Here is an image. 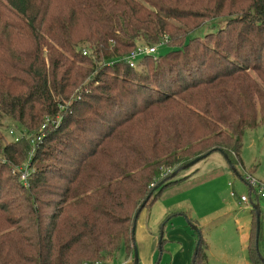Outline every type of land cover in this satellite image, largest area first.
<instances>
[{
  "label": "trees",
  "instance_id": "trees-1",
  "mask_svg": "<svg viewBox=\"0 0 264 264\" xmlns=\"http://www.w3.org/2000/svg\"><path fill=\"white\" fill-rule=\"evenodd\" d=\"M163 37L169 50L144 68L122 60ZM10 123L24 133L0 130V264L131 257L139 211L193 171L172 170L219 151L239 176L242 135L264 124V0H0V127ZM27 159L24 186L9 167ZM250 212L247 257L264 264ZM261 219L259 208L257 240ZM192 231L193 264H206Z\"/></svg>",
  "mask_w": 264,
  "mask_h": 264
},
{
  "label": "crops",
  "instance_id": "crops-1",
  "mask_svg": "<svg viewBox=\"0 0 264 264\" xmlns=\"http://www.w3.org/2000/svg\"><path fill=\"white\" fill-rule=\"evenodd\" d=\"M196 171L197 168H194L183 180L166 186L157 199L139 211L133 234L138 264H190L195 236L189 224L199 228L206 243V264H251L246 252L251 226V206L249 202L240 200L241 195L251 198L249 187L240 174L238 178L245 185V192L238 193L235 185L227 182L229 191H233V195H230V192L229 195L237 199L236 207H240L241 212L247 210L250 214L248 225L239 229L240 222L237 216L228 219V216L232 215L230 199L219 200L208 186L204 188H198L195 184L181 186L189 183ZM194 190L207 191L205 193L198 191L193 196ZM219 207L222 211L216 212ZM261 211L260 231L264 228V209ZM166 216L168 219L164 221ZM160 229L162 242L160 240L158 244ZM158 246L161 248V255L157 256L159 258L155 262ZM118 256L120 259H117ZM100 264L133 262L132 257H126L123 252H119L113 259Z\"/></svg>",
  "mask_w": 264,
  "mask_h": 264
},
{
  "label": "rangeland",
  "instance_id": "rangeland-1",
  "mask_svg": "<svg viewBox=\"0 0 264 264\" xmlns=\"http://www.w3.org/2000/svg\"><path fill=\"white\" fill-rule=\"evenodd\" d=\"M173 23L176 26H179V23H177L176 21H173ZM222 23L223 20L220 17L205 22L203 25L190 32L189 37L191 36L202 37L203 34L210 31H214L219 26V24L221 25ZM165 40L166 37H163L159 40L160 43H156L155 45H152L155 46L154 56L162 55L167 50H169V47L164 45ZM140 59L136 60L137 63L133 68L134 70L138 71L144 68V64L139 61ZM0 130L2 132V139L5 141L12 138L16 139L17 131H19L20 128L14 127L13 124L10 123L9 126L6 128L0 127ZM21 133H24L23 130H20V134ZM31 152L32 150H29L28 158L30 157V154H32ZM238 156L242 164L237 167L238 174H240L242 177L245 175H251L255 179L264 182V124H260L253 129H247L244 131L241 138V147ZM23 163L24 162L16 165H22ZM12 166L14 165H10L9 171L11 170L10 168ZM190 168H191L190 170L197 168L196 171L197 173L193 175V178L190 179L189 183L181 186L186 187L192 184H195L196 186H198V188H204L208 186L210 187L211 192L214 193V196H216L219 200L224 201L226 198L230 199L231 200L230 207H232V212H231L232 215L228 216V219L231 218L233 219L235 216H237L240 222V225H238L239 229H241V227L245 228L248 225L250 214L248 213L247 210L241 212L242 210H240V207L239 208L236 207L237 199L229 195L230 191H229V186L227 187V182H232L235 185L238 193L245 192V185L240 182L238 175L233 173V171L230 169L223 156L219 152L213 151L210 154H208V156L203 157L195 164L190 166ZM198 191L205 193L207 190H194L192 195L195 196ZM214 196L212 195V198H214ZM214 201L215 199H213V202ZM257 202L259 208L263 210L264 209L263 200L258 199ZM218 211H222L221 207H219V209L216 212ZM236 211H237V215H236ZM256 248L259 256L264 261V228H262V230L259 232ZM119 256L117 257V259H120ZM156 258L157 257L155 256L154 258L155 262H157L159 257L157 259Z\"/></svg>",
  "mask_w": 264,
  "mask_h": 264
},
{
  "label": "built area",
  "instance_id": "built-area-1",
  "mask_svg": "<svg viewBox=\"0 0 264 264\" xmlns=\"http://www.w3.org/2000/svg\"><path fill=\"white\" fill-rule=\"evenodd\" d=\"M155 53V46H146L137 44L132 50H130L126 55H124L123 59L125 64L129 67L134 68L138 59L145 55H152ZM84 54V51H83ZM31 155V154H30ZM28 159L22 165H14L10 169L11 173L17 175V179L24 186L27 185V175L29 172V163ZM243 181L249 187V193L251 194V198L246 195H241L240 200L245 203H250L251 201H255L254 199H262L264 202V182H261L251 175H245L242 177ZM152 185V184H151ZM230 195H233V191L230 192ZM100 261H95L92 264H100Z\"/></svg>",
  "mask_w": 264,
  "mask_h": 264
},
{
  "label": "water",
  "instance_id": "water-1",
  "mask_svg": "<svg viewBox=\"0 0 264 264\" xmlns=\"http://www.w3.org/2000/svg\"><path fill=\"white\" fill-rule=\"evenodd\" d=\"M219 152V151H218ZM209 152L205 153V154H201L199 156H196L194 157L193 159H191L190 161H188L187 163L179 166L177 169H174L172 170L168 175H167V178H171L173 177L177 172L178 170L180 169H183V168H186V167H190L192 166L193 164H195L197 161H199L200 159H202L203 157H205ZM221 153V152H219ZM221 155L223 156V158L225 159V155L221 153ZM226 160V159H225ZM226 162H228L226 160ZM231 170L233 171V169L231 168ZM162 181H159L158 182V185L161 184ZM250 206L251 208L254 209V213H255V241L257 242V236H258V231H259V206H258V202L257 201H251L250 202ZM190 227L193 229V230H196V227L194 225H191L189 224ZM161 229L159 231V238H158V244L160 243V240H161ZM195 250H196V246H194L193 248V251H192V256H191V261H190V264H193V258H194V254H195ZM259 256V254H258ZM259 258L261 259V257L259 256ZM263 261V259H261ZM132 262L133 264H138L137 263V251H136V247H135V244L132 246ZM264 262V261H263Z\"/></svg>",
  "mask_w": 264,
  "mask_h": 264
}]
</instances>
